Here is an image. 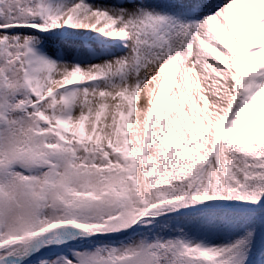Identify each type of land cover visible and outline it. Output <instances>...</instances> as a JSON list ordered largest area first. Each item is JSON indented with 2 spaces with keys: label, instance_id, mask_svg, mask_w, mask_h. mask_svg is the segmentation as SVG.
<instances>
[{
  "label": "snow or ice",
  "instance_id": "snow-or-ice-1",
  "mask_svg": "<svg viewBox=\"0 0 264 264\" xmlns=\"http://www.w3.org/2000/svg\"><path fill=\"white\" fill-rule=\"evenodd\" d=\"M0 264H264V0H0Z\"/></svg>",
  "mask_w": 264,
  "mask_h": 264
},
{
  "label": "bare ground",
  "instance_id": "bare-ground-1",
  "mask_svg": "<svg viewBox=\"0 0 264 264\" xmlns=\"http://www.w3.org/2000/svg\"><path fill=\"white\" fill-rule=\"evenodd\" d=\"M83 39H84L83 37H70L69 38L70 41H77V42H79V41H81Z\"/></svg>",
  "mask_w": 264,
  "mask_h": 264
}]
</instances>
